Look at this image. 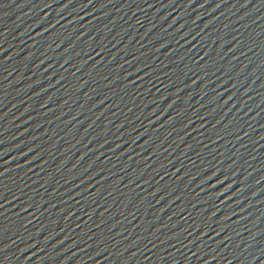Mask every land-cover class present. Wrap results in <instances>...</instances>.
<instances>
[{"label":"water","instance_id":"95a60500","mask_svg":"<svg viewBox=\"0 0 264 264\" xmlns=\"http://www.w3.org/2000/svg\"><path fill=\"white\" fill-rule=\"evenodd\" d=\"M0 264H264V0H0Z\"/></svg>","mask_w":264,"mask_h":264}]
</instances>
